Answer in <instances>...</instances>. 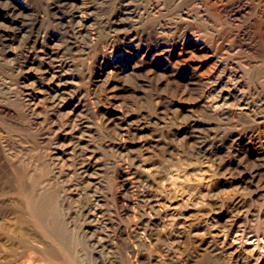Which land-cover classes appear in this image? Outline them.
Masks as SVG:
<instances>
[{
    "label": "rangeland",
    "instance_id": "rangeland-1",
    "mask_svg": "<svg viewBox=\"0 0 264 264\" xmlns=\"http://www.w3.org/2000/svg\"><path fill=\"white\" fill-rule=\"evenodd\" d=\"M7 1L38 42L0 50V264H264V0H66L73 48Z\"/></svg>",
    "mask_w": 264,
    "mask_h": 264
},
{
    "label": "bare ground",
    "instance_id": "bare-ground-1",
    "mask_svg": "<svg viewBox=\"0 0 264 264\" xmlns=\"http://www.w3.org/2000/svg\"><path fill=\"white\" fill-rule=\"evenodd\" d=\"M35 1V0H34ZM44 3H45V6L47 7V9L50 11V13H51V20L54 22L53 24L54 25H57L58 27H60L61 29H62V31H63V33L66 35V37H67V41H68V44L70 45V47L71 48H73L74 47V45L77 43V42H79L80 40H78V39H80L81 37H85V36H87L88 34H90V32H89V30H88V28H87V25H85V24H83L82 23V21H77V17L79 16V14L78 13H80L81 12V10L79 11V8H77L75 5H74V3H71V2H67L66 0H42ZM86 1V4H87V6L86 7H88V8H92V6L95 4V2L97 1V0H84V2ZM126 0H119V4H121L120 6H121V8L122 9H124V11H126V7H125V5L123 4V2H125ZM126 3H128V2H126ZM131 3V2H130ZM9 2L7 1V0H0V8H2V9H7L8 11H10L11 13L9 14V15H7V14H5V18H7L6 20H5V22L3 21V22H0V50H2V49H4L5 47H7V46H14V44L16 43V45H18L23 51L26 49H28V48H31L32 49V46H34L37 42H38V39H37V35H35V36H33V35H29V36H27V37H25L24 39H18L17 37H18V34H19V31H20V29L21 28H24V27H26V25H29L30 24V22L28 21H26V17H27V14L25 15V14H21V12L20 13H14V12H12V10L11 9H9ZM21 4V3H20ZM11 6V5H10ZM41 6H42V4H41ZM12 7V6H11ZM78 7H81V6H79L78 5ZM124 7V8H123ZM16 9V8H15ZM45 9V8H44ZM91 10V9H90ZM85 11V10H84ZM131 11V10H130ZM134 11V10H133ZM92 12V11H91ZM128 11H126V13H127ZM8 13V12H7ZM30 13V12H29ZM35 13V12H34ZM87 13V12H86ZM90 13V12H89ZM122 13V12H121ZM82 14V13H81ZM83 14H85V13H83ZM88 15V14H87ZM36 16V15H35ZM89 16V15H88ZM129 16V15H128ZM34 17V16H33ZM126 17V16H125ZM180 17V16H179ZM30 18V17H29ZM79 18H80V16H79ZM121 18V17H120ZM120 18H118V20L120 19ZM128 18V17H127ZM50 19V18H49ZM107 19V18H106ZM130 19V18H129ZM133 19V18H132ZM121 20V19H120ZM124 20V19H123ZM178 20H180V19H178ZM184 20V19H183ZM112 21V20H111ZM133 21H134V19H133ZM182 21V20H181ZM122 22V21H121ZM135 22V21H134ZM184 22V21H183ZM103 23H104V21H103ZM185 23V22H184ZM180 24V23H179ZM105 25V24H104ZM183 25V24H182ZM90 26V25H89ZM88 26V27H89ZM124 26V25H123ZM135 26V25H134ZM91 27V26H90ZM102 27V26H101ZM152 27V26H151ZM158 27V26H157ZM156 27V28H157ZM104 28V27H103ZM102 28V29H103ZM108 28V27H107ZM125 28V27H124ZM123 28V29H124ZM161 28V27H160ZM121 29V28H120ZM128 29V28H127ZM178 29V28H177ZM26 30V29H25ZM113 30V29H112ZM163 30V29H162ZM182 30V29H181ZM106 31V30H105ZM115 31V30H114ZM159 31V30H158ZM127 32V31H126ZM164 32V31H163ZM162 32V33H163ZM168 32V31H167ZM173 32H174V30H173ZM161 33V32H160ZM165 33V32H164ZM163 33V34H164ZM149 34V33H148ZM166 34V33H165ZM169 34L171 35L172 33H170L169 32ZM22 35H23V33H22ZM25 35V34H24ZM59 35V34H58ZM116 35V34H115ZM138 35V34H137ZM169 35V36H170ZM63 36V35H62ZM92 36V35H91ZM134 35H132V37H133ZM130 37V38H129ZM129 34H127V35H125V36H123L122 37V41H124V40H127L128 38L129 39H131L132 38ZM65 38V37H64ZM86 38V37H85ZM84 38V39H85ZM90 39V38H89ZM84 41H86V40H84ZM65 43V42H64ZM87 43V42H86ZM88 45V44H87ZM17 46V47H18ZM82 46V45H81ZM84 46V45H83ZM201 47V46H200ZM223 47V46H222ZM34 48V47H33ZM39 49V48H38ZM52 49V48H51ZM163 49V48H162ZM223 49V48H222ZM14 50H16V49H14L13 48V51ZM68 50V49H67ZM71 50V49H70ZM164 50V49H163ZM17 51V50H16ZM23 51H20V53L18 54V57H19V59H22L23 57H26V55H24V52ZM31 51V50H30ZM41 51H42V49H41ZM185 51V50H184ZM221 51V50H220ZM38 52V51H37ZM145 52V51H144ZM188 52V51H187ZM225 52V51H224ZM227 52V51H226ZM52 53V52H51ZM146 53V52H145ZM161 53V52H160ZM190 53V52H189ZM2 54V53H1ZM10 54V53H9ZM115 54V53H114ZM157 54V53H156ZM46 55V54H45ZM67 55V54H66ZM153 55V54H152ZM43 56V55H42ZM190 56V55H189ZM40 57V56H39ZM46 58H48L47 57V55L45 56ZM55 57V56H54ZM17 58V57H16ZM27 58V57H26ZM52 58V57H51ZM12 59V58H11ZM58 59V58H57ZM66 59V58H65ZM185 59V58H184ZM188 59V58H187ZM193 59V58H192ZM196 59V58H195ZM222 59V58H221ZM40 60V59H39ZM47 60V59H46ZM181 60H182V58H181ZM16 61V60H15ZM177 61H178V59H177ZM199 61V60H198ZM48 62V61H47ZM144 62V61H143ZM176 62V61H175ZM180 62V61H179ZM183 62V61H182ZM184 63V62H183ZM45 64V63H44ZM51 64V63H50ZM177 64V63H176ZM180 64V63H179ZM198 65V64H197ZM59 66L60 65H58V63L53 67L54 69H53V71L52 72H59ZM28 67V66H27ZM171 67V66H170ZM193 67H194V65H193ZM56 68V69H55ZM212 69V68H211ZM16 70V69H15ZM41 70H44V69H41ZM210 70V69H209ZM218 70V69H217ZM112 71V70H111ZM116 72V71H115ZM167 72V71H166ZM194 72V71H193ZM48 73V72H47ZM61 73V72H60ZM108 72H106V74H107ZM216 73V72H215ZM220 73V72H219ZM223 73V72H222ZM111 74V73H110ZM200 74V73H199ZM234 74V73H233ZM109 75V74H108ZM111 75H113V74H111ZM114 75H116V74H114ZM168 75H170V74H168ZM195 75V74H194ZM193 75V76H194ZM215 75H217V74H215ZM237 75V74H236ZM52 76V75H51ZM50 76V77H51ZM58 76V75H57ZM147 76V75H146ZM166 76H167V74H166ZM49 77V78H50ZM62 77V76H61ZM214 77V76H213ZM217 77V76H216ZM220 77V76H219ZM228 77V76H227ZM116 78V77H115ZM114 78V79H115ZM120 78V77H119ZM233 78V77H232ZM106 79V78H105ZM111 79H112V77H111ZM228 79H230V77L228 78ZM107 80H109L108 79V77H107ZM113 80V79H112ZM198 80V79H197ZM22 81V80H21ZM46 81V80H45ZM100 81V80H99ZM104 81V80H103ZM117 81V80H116ZM119 81V80H118ZM203 81H205V80H203ZM208 81H210V79L208 80ZM227 81V80H226ZM231 81H233V80H231ZM52 82H54V81H52ZM56 82V81H55ZM65 82V81H64ZM207 82V81H206ZM212 82H215V81H212ZM212 82H210V83H212ZM225 82V81H224ZM17 83V82H16ZM47 83V82H46ZM106 83V82H105ZM190 83V82H189ZM201 83V82H200ZM209 83V84H210ZM234 83V82H233ZM57 85L59 84L58 82L56 83ZM205 84V83H204ZM208 84V85H209ZM213 84V83H212ZM223 84V83H222ZM225 84V83H224ZM111 85V84H110ZM119 85V84H118ZM122 85V84H121ZM157 85V84H156ZM232 85V84H231ZM114 86V85H113ZM206 86H207V84H206ZM54 87V86H53ZM185 87V86H184ZM221 87V86H220ZM220 87H219V89H220ZM223 87V86H222ZM230 87V86H229ZM233 87V86H232ZM235 87V86H234ZM25 88V87H24ZM118 88H120V87H118ZM55 89V88H54ZM115 89V88H114ZM123 89V88H122ZM188 89H190V87L188 88ZM211 89V88H210ZM222 89V88H221ZM220 89V90H221ZM113 90V89H112ZM218 90V89H217ZM226 90V89H225ZM239 90V89H238ZM242 90H243V88H242ZM65 91V90H64ZM241 91V90H240ZM62 92V91H61ZM106 92H107V90H106ZM185 92V91H184ZM215 93H216V91H214ZM218 92H219V90H218ZM217 92V93H218ZM221 92V91H220ZM245 92H246V90H245ZM24 93V92H23ZM26 93V92H25ZM228 93V92H227ZM238 93V92H237ZM259 93V92H258ZM48 94V93H47ZM61 94V93H60ZM188 94V93H187ZM236 94V93H235ZM182 95V94H181ZM218 95V94H217ZM241 95V94H240ZM242 95H244V94H242ZM255 95V94H254ZM262 95V94H261ZM107 96V95H106ZM111 96V95H110ZM115 96V95H114ZM114 96L112 97V98H114ZM56 97V96H55ZM116 97V96H115ZM223 97V96H222ZM243 97V96H242ZM110 98V97H109ZM214 98V97H213ZM219 98V97H218ZM224 98V97H223ZM233 98V97H232ZM238 98V97H237ZM256 98V97H255ZM49 99V98H48ZM161 99V98H160ZM194 99V98H193ZM210 99V98H209ZM239 99V98H238ZM54 100V99H53ZM123 100H125V99H123ZM212 100V99H211ZM223 100V99H222ZM244 100H246V97H245V99ZM161 101V100H160ZM159 101V102H160ZM224 101V100H223ZM55 102V101H54ZM206 102V101H205ZM210 102V101H209ZM213 102V101H212ZM237 102V101H236ZM254 102V101H253ZM261 102V101H260ZM125 103V102H124ZM126 103H128V102H126ZM204 103V102H203ZM207 103V102H206ZM215 103V102H214ZM112 104V103H111ZM118 104V103H117ZM161 104H162V101H161ZM205 104V103H204ZM219 104V103H218ZM225 104H227L226 103V101H225ZM224 104V105H225ZM247 104V103H246ZM254 104V103H253ZM258 104H259V102H258ZM257 104V105H258ZM53 105H54V103H53ZM113 105V104H112ZM120 105V104H119ZM223 105V104H222ZM262 105V104H261ZM115 106V105H114ZM126 106V105H125ZM240 107V106H239ZM245 107V106H244ZM260 107V106H259ZM263 107V106H262ZM234 107H232V109H233ZM261 108V107H260ZM251 110H252V108H250ZM253 111V110H252ZM251 111V112H252ZM255 111V110H254ZM259 111V110H258ZM257 111V112H258ZM249 113V112H248ZM253 113V112H252ZM228 114V113H227ZM255 114H256V112H255ZM224 115V114H223ZM228 118V117H227ZM252 118V117H251ZM220 119H221V117H220ZM225 119V118H224ZM253 119H254V116H253ZM259 119V118H258ZM258 121V120H257ZM259 121H261V120H259ZM263 121V120H262ZM254 122V121H253ZM262 124V123H261ZM106 125V124H105ZM111 125V124H110ZM116 125V124H115ZM144 126V125H143ZM252 126V125H251ZM255 126H257V125H255ZM109 127H111V126H109ZM120 127V126H119ZM140 128V127H139ZM258 128V127H257ZM119 129H121V128H119ZM192 129V128H191ZM128 130V129H127ZM125 132V131H124ZM257 132V131H256ZM264 132V131H263ZM192 133V132H191ZM260 133V132H259ZM122 134V133H121ZM197 135H198V133H197ZM250 135V134H249ZM219 137V136H218ZM223 137V136H222ZM247 137V136H246ZM220 138V137H219ZM201 139V138H200ZM221 139V138H220ZM219 139V140H220ZM257 139V138H256ZM255 139V140H256ZM198 140V139H197ZM204 140V139H203ZM211 140V139H210ZM247 140H248V138H247ZM260 140V139H259ZM231 141V140H230ZM229 141V142H230ZM254 141V140H253ZM251 142V141H250ZM213 143V142H212ZM228 143V142H227ZM201 144V143H200ZM209 144V143H208ZM197 145V144H196ZM199 146V145H198ZM196 147V146H195ZM224 147V146H223ZM200 148V147H199ZM262 148H263V146H262ZM205 149V148H204ZM263 150V149H262ZM199 152V151H198ZM197 152V153H198ZM198 155V154H197ZM202 155V154H201ZM261 156V155H260ZM257 158V157H256ZM264 158V157H263ZM259 159V158H258ZM260 160V159H259ZM263 165V164H262ZM255 168H256V166H255ZM264 169V168H263ZM264 171V170H263ZM254 173V172H253ZM251 176V175H250ZM254 177L256 178V182H260V180L262 179V177L258 174V173H255L254 174ZM248 179V178H247ZM250 181H251V179H250ZM262 181H263V179H262ZM251 183H252V181H251ZM253 184V183H252ZM260 184V183H259ZM263 185V184H262ZM257 186H258V184H257ZM257 186L255 187V188H257ZM259 187V186H258ZM257 195H258V193H257ZM260 195H262V194H260ZM255 197V196H254ZM222 242H223V240H221ZM223 244V243H222ZM221 244V245H222ZM222 247V246H221ZM229 247V246H228ZM223 248V247H222ZM229 251V250H228ZM225 252H226V250H225Z\"/></svg>",
    "mask_w": 264,
    "mask_h": 264
}]
</instances>
